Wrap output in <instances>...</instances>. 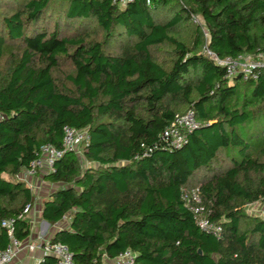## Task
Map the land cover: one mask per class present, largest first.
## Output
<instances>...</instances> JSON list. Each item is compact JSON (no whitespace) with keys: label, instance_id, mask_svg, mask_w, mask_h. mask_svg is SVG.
<instances>
[{"label":"trees","instance_id":"16d2710c","mask_svg":"<svg viewBox=\"0 0 264 264\" xmlns=\"http://www.w3.org/2000/svg\"><path fill=\"white\" fill-rule=\"evenodd\" d=\"M149 1L0 0V61L15 47L0 67V221L29 238L20 214L35 196L15 177L43 145L62 147L66 126L86 129L89 165L74 151L58 159L42 207L51 224L67 218L51 239L77 264L127 249L135 264H264V216L245 209L264 202V71L227 77L204 51L263 54L264 0ZM193 23L188 43L180 28ZM189 111L200 126L175 145L164 131ZM195 187L221 235L198 225ZM9 244L0 226V250Z\"/></svg>","mask_w":264,"mask_h":264},{"label":"built area","instance_id":"2783aa9c","mask_svg":"<svg viewBox=\"0 0 264 264\" xmlns=\"http://www.w3.org/2000/svg\"><path fill=\"white\" fill-rule=\"evenodd\" d=\"M148 2H150L148 0ZM204 51L217 61L220 65L226 68L227 77H233L235 74L240 73L244 79H257L259 74L264 71V53L257 56L239 55L236 58L225 57L219 58L208 46L205 45ZM4 114L0 111V120ZM200 126L193 111H189L183 115L178 116L174 123L164 131V135L171 139L175 145H180L186 138V132L192 131ZM88 138L86 129H74L65 127L64 138L62 147H56L52 144H45L41 147L39 156L32 162L31 167L24 168L25 181L31 184L32 177L36 176L44 182L45 175L54 171L55 162L63 157L67 151H74L78 154L80 148ZM31 187V186H30ZM33 186L31 187V189ZM40 185L35 186V190L40 189ZM189 207L194 213L198 225L205 229L210 230L216 235H221L222 227L219 224L210 222L205 215V205L202 201V196L199 187L192 188L187 198ZM34 202L26 204L20 216L30 215L31 217V234L27 240H19L15 237V219L3 218L0 221V226L3 227L9 237L10 244L5 249L0 250V264H28L25 261H18L19 254L22 251H27L32 255L40 252V256L36 258L35 264L47 255L55 258V264H77L74 260L73 253L68 246L60 241H52L51 238L45 236L43 233L35 232V218L32 216ZM259 209V208H258ZM262 208L257 210L256 214H261ZM136 255L131 249H127L119 256L112 259L115 264H135ZM110 259V258H105ZM104 264H107L106 262Z\"/></svg>","mask_w":264,"mask_h":264},{"label":"rangeland","instance_id":"374dc122","mask_svg":"<svg viewBox=\"0 0 264 264\" xmlns=\"http://www.w3.org/2000/svg\"><path fill=\"white\" fill-rule=\"evenodd\" d=\"M195 22H196L195 24L203 25V21L201 19H198ZM194 29H195L194 23L183 25L180 28V31L182 32V36L188 41V43L192 42L193 35H194ZM202 29L204 30L205 35L207 36V32H206V29L204 26L202 27ZM13 48H15V47L9 46V48L6 49L5 56L0 61V67H2V68L7 67L8 60L10 59L9 58L10 57L9 51H11ZM156 55H157V58L159 61H164V62L168 60V56H169L168 50L165 48L157 50ZM69 67H70V64L68 62L64 63V64H62L61 69L56 72V76H58L63 82H65L64 75L69 71ZM77 155L79 157L80 164L83 168L86 167L87 165H89V162L87 160H85V158H84L83 146L80 148V151H78ZM24 172H25V170L22 169V171L20 173H18V175L15 177V179L23 181L28 186H31V187L33 186L32 190H35V186H37V184H39L41 188L33 191L35 193V197L37 198L39 196L40 190L44 189L42 186L43 185L42 179L34 176V177H32L31 184H30L28 181H25V173ZM4 177L11 178V176L9 174L4 175ZM44 185H45L44 191H46L47 193H48V191L50 192L54 188V186L51 184H47V185L44 184ZM258 208L259 209L262 208V212L259 215L264 216V202H256V203H253L250 205L247 204V206L245 207L246 211H248L249 213H256L257 210H259Z\"/></svg>","mask_w":264,"mask_h":264},{"label":"crops","instance_id":"0c3cea01","mask_svg":"<svg viewBox=\"0 0 264 264\" xmlns=\"http://www.w3.org/2000/svg\"><path fill=\"white\" fill-rule=\"evenodd\" d=\"M86 160V159H85ZM44 184H51L54 186V188L48 193L46 191H44L45 189V185ZM43 190H40L39 196L34 200V208L32 210V216H34L36 224H35V232H34V236L37 235L38 232L43 233L45 236L52 238L53 235L58 231V230H62V229H66L68 227V220L67 218L63 219L60 222H57L55 224H47L46 220L42 218V207H43V202L45 200V198L50 195V193H52L55 189H57L60 184L58 183H53L47 179H44L43 182ZM35 190H32L33 195L35 196V193L33 192ZM40 256V252L36 251L33 255L31 253H28L27 251H22L19 254L18 257V261H25L28 264H35L36 262V258ZM105 262L107 264H115L114 261L112 259H105Z\"/></svg>","mask_w":264,"mask_h":264},{"label":"water","instance_id":"95a60500","mask_svg":"<svg viewBox=\"0 0 264 264\" xmlns=\"http://www.w3.org/2000/svg\"><path fill=\"white\" fill-rule=\"evenodd\" d=\"M47 224H49L47 221H46ZM199 252L201 253V250H199ZM49 256V255H48Z\"/></svg>","mask_w":264,"mask_h":264}]
</instances>
